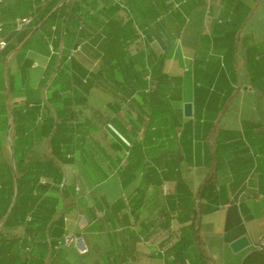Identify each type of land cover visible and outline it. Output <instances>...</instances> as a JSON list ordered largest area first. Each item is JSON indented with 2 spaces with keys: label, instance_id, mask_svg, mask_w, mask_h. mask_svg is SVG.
Returning <instances> with one entry per match:
<instances>
[{
  "label": "crops",
  "instance_id": "crops-1",
  "mask_svg": "<svg viewBox=\"0 0 264 264\" xmlns=\"http://www.w3.org/2000/svg\"><path fill=\"white\" fill-rule=\"evenodd\" d=\"M3 22L0 264L264 245V0H5Z\"/></svg>",
  "mask_w": 264,
  "mask_h": 264
},
{
  "label": "built area",
  "instance_id": "built-area-1",
  "mask_svg": "<svg viewBox=\"0 0 264 264\" xmlns=\"http://www.w3.org/2000/svg\"><path fill=\"white\" fill-rule=\"evenodd\" d=\"M5 0H0V54L7 48L8 41L5 37L4 32V22H3V6H4ZM31 18L21 19L18 22L17 29L21 30L24 26L30 24ZM143 38H145L143 36ZM150 79V78H149ZM77 192L80 191L79 188L76 189ZM57 249H61L64 247H76L80 254L86 255L89 253L88 248L84 245V241L81 236L75 234V233H69L62 236V238L57 242ZM158 252L162 255H165L167 253L166 249H160Z\"/></svg>",
  "mask_w": 264,
  "mask_h": 264
},
{
  "label": "water",
  "instance_id": "water-1",
  "mask_svg": "<svg viewBox=\"0 0 264 264\" xmlns=\"http://www.w3.org/2000/svg\"><path fill=\"white\" fill-rule=\"evenodd\" d=\"M184 115L186 117L193 116V106L191 103L184 104ZM250 246V242L246 237H241L232 243L231 248L234 252L242 251Z\"/></svg>",
  "mask_w": 264,
  "mask_h": 264
},
{
  "label": "rangeland",
  "instance_id": "rangeland-1",
  "mask_svg": "<svg viewBox=\"0 0 264 264\" xmlns=\"http://www.w3.org/2000/svg\"><path fill=\"white\" fill-rule=\"evenodd\" d=\"M151 81V80H150ZM258 255L264 256V245H260L257 249H255L251 254H249L243 264H251V260L256 258Z\"/></svg>",
  "mask_w": 264,
  "mask_h": 264
},
{
  "label": "trees",
  "instance_id": "trees-1",
  "mask_svg": "<svg viewBox=\"0 0 264 264\" xmlns=\"http://www.w3.org/2000/svg\"><path fill=\"white\" fill-rule=\"evenodd\" d=\"M251 264H264V256L258 255L256 258L251 260Z\"/></svg>",
  "mask_w": 264,
  "mask_h": 264
}]
</instances>
